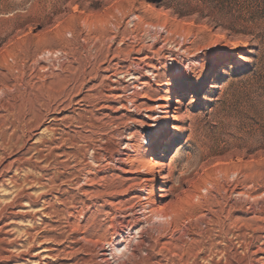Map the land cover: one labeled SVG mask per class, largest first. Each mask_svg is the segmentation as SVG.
Returning <instances> with one entry per match:
<instances>
[{
	"label": "rangeland",
	"instance_id": "374dc122",
	"mask_svg": "<svg viewBox=\"0 0 264 264\" xmlns=\"http://www.w3.org/2000/svg\"><path fill=\"white\" fill-rule=\"evenodd\" d=\"M134 87H138L136 95L130 94ZM171 96L175 101L168 110L173 118L165 122L161 112L167 111L164 105ZM28 100L35 101V111L24 117L13 150L0 151V160L28 161L33 170L12 172L20 182L26 175L34 181L22 183L24 208L17 210L12 200L21 189L9 182L0 186V222L8 225L0 232V250L6 240L15 244L11 255H23L27 239L35 235L37 242L30 251L41 256V264H71L86 257L85 250H73L68 244L71 232L87 230L84 219L97 228L89 229L93 245L85 244L86 248L109 250L105 243L114 239L104 214L93 215L95 209H89L82 215L77 208L66 214L71 224L64 230L50 211L53 207L64 210L66 196L83 195L82 187L90 198L88 194L95 187L100 189L102 181L118 184L123 179L125 188L132 191L125 198V211L115 218L121 228L139 219L137 207L147 197L156 207L178 204L188 223L198 229H205L208 217L228 219L216 231L233 243L237 232L264 237L257 230L264 225L252 221L253 211L264 206V0H0V103L10 109L11 102L22 105ZM22 111L17 118L23 117ZM4 114L0 112V133L8 134ZM55 117L62 119L56 123ZM87 119L99 127L80 129L79 122ZM165 123L175 127V134L166 131ZM52 126L60 140L80 131L81 144H97L98 153L87 155L88 165L96 168L92 182L68 185L67 177L80 169L62 157L63 150L72 152L70 141L51 143ZM169 139L174 143L166 147ZM116 143L122 152L128 151L127 143L137 151L130 153L124 173L102 158L107 153L103 148L113 149ZM154 147L161 150L154 153ZM39 150L45 162L38 160ZM93 155L102 161L95 164ZM139 159L141 166L136 164ZM160 176L165 178L164 185L155 178ZM149 177L154 183H146L148 195L143 190ZM26 196L34 199L31 205ZM144 226L142 233L132 232V243L139 248L152 233ZM127 234L124 231L121 240ZM61 247L62 256L48 257V249Z\"/></svg>",
	"mask_w": 264,
	"mask_h": 264
},
{
	"label": "bare ground",
	"instance_id": "6f19581e",
	"mask_svg": "<svg viewBox=\"0 0 264 264\" xmlns=\"http://www.w3.org/2000/svg\"><path fill=\"white\" fill-rule=\"evenodd\" d=\"M150 28V27H149ZM164 29V28H163ZM156 31V29H155ZM162 32V31H161ZM142 42V41H141ZM150 45V44H149ZM144 51V50H143ZM144 62V61H143ZM139 63V62H138ZM142 63V62H141ZM132 65V63H131ZM147 65V64H146ZM138 67V66H137ZM151 68H153L151 66ZM141 69V68H139ZM136 71V70H135ZM127 73V72H126ZM141 73V72H140ZM222 73V69L217 70V75ZM125 74V73H124ZM130 74V73H128ZM123 75V74H122ZM138 75V73H137ZM136 75V76H137ZM152 75V74H151ZM134 76V75H133ZM156 76V75H155ZM117 77V75H116ZM132 77V76H131ZM135 78V77H134ZM133 78V79H134ZM139 78V77H138ZM140 80V79H139ZM135 83V82H134ZM139 83V82H138ZM143 83V82H142ZM135 85V84H134ZM133 85V86H134ZM131 86V87H133ZM142 87V86H140ZM130 88V87H129ZM138 87H134L133 90H131V93H134V95H136L138 92L135 91V89ZM29 89V88H28ZM25 90V89H24ZM130 90V89H129ZM130 92V91H129ZM178 91H175L173 93L176 94ZM28 93V92H27ZM143 93V92H142ZM141 93V95H142ZM6 95V94H5ZM137 96L140 97V95L138 94ZM134 96V97H137ZM2 97V96H1ZM11 97V96H10ZM126 97V96H125ZM133 97V96H131ZM86 98V97H85ZM6 99V98H5ZM11 100V99H10ZM81 100V99H80ZM13 101V100H12ZM16 101V100H15ZM11 102L13 103L10 107V109H7L6 106H4L3 104L0 103V112H4V119L7 122V125L9 126V132L8 134H1L0 133V147L3 148L0 151H3L4 149H12L14 147V143L16 144V142L13 143V139H15V136L17 135V133L20 132V129L22 127V125H24V117L33 114V110L34 108V103L35 101L33 100H28L27 102L21 104H17V102ZM38 101V99L36 100ZM132 101V100H131ZM175 101L174 96L169 97L166 100V104L164 105V109L166 108L167 111L166 112H161L165 114L164 117V121L168 122L170 119L173 118L172 115H170V111L168 110L169 106H172V103ZM129 102V101H128ZM4 103V102H3ZM5 104V103H4ZM131 105V104H130ZM36 106V105H35ZM23 109V117L21 118H17L16 115H18L17 113ZM98 107V106H97ZM9 108V107H8ZM34 108V109H33ZM107 108V107H106ZM20 110V111H18ZM174 110V109H173ZM35 111V110H34ZM174 112V111H173ZM35 114V113H34ZM21 116V115H20ZM31 117V116H30ZM62 118L58 119L57 117L54 118V121L60 122ZM34 120V118H33ZM65 120V119H64ZM92 120V119H91ZM89 121L88 119L84 122H79V128L82 129L83 131H92L95 130L99 127V124L93 122V121ZM64 122V121H63ZM35 124V123H34ZM74 124V123H73ZM72 125V124H71ZM77 125V124H76ZM166 125V131H174L175 134V127L172 124H168L165 123ZM26 126V125H25ZM30 126V125H29ZM27 126V128L29 127ZM56 126V125H55ZM101 126V125H100ZM78 127V126H77ZM51 128V127H50ZM24 130V126L22 128ZM49 129V128H48ZM22 131V130H21ZM53 133V138L54 140H51V143L54 145V143H56L57 141H61L62 143H66L67 141H70V146L69 148L72 150V152L66 153L63 150V156L64 158L67 159V161H69V164L71 166L74 165L75 167H78L80 170L78 173H72L71 175H69L67 177V183L70 186H77L80 184L81 181H83L84 183L86 182H92L93 181V174L91 175L92 172H96V168L93 169V167L91 168L88 164L91 163L88 161L87 163V155L89 153V151H93L94 153H98V149H96V143L95 142H87L89 144H81V138L83 134H81V132L79 133H74L73 136H68L65 135L64 137L62 136V140H60L58 138V135L56 134V130L52 129L50 130ZM49 131V132H50ZM74 131V130H73ZM72 131V132H73ZM76 131V130H75ZM78 131V130H77ZM69 133V132H68ZM24 136V135H23ZM60 136V137H61ZM176 136V135H175ZM21 137V136H20ZM154 135L152 136V140L154 139ZM105 140V139H104ZM17 141V140H16ZM23 141V140H22ZM91 141V140H90ZM151 142V139H150ZM119 143V142H118ZM170 143V145H169ZM174 143V139H169L167 140V142H164V145L167 147L171 146V144ZM42 144V143H41ZM58 144V143H57ZM132 144V143H131ZM130 143L126 144V149L128 150L127 152H122L119 148V145L116 143L114 145L113 149H108L106 147L103 148V151H107V153L103 156V159H107V165H112V167L116 169L117 171H124V167H126V165L129 163V161L132 159L131 154L130 153H136V149L133 147V145H131ZM19 145V144H18ZM64 145V144H63ZM39 146V145H38ZM40 147V146H39ZM46 147V146H45ZM52 147V145H51ZM100 147V146H99ZM125 147V146H124ZM15 149V148H14ZM39 149V148H37ZM53 149V148H52ZM63 149V148H62ZM47 150V149H46ZM49 150V149H48ZM59 149L58 148H54V152H57ZM161 149L158 147H154L152 152H159ZM51 151V150H50ZM139 151V150H138ZM162 151H169V149L164 148L162 149ZM4 152V151H3ZM12 152V151H11ZM47 152V151H46ZM59 152V151H58ZM92 152V154H93ZM53 153V151H52ZM105 153V152H104ZM1 154V153H0ZM36 154V153H35ZM38 156L41 154L40 157H38V160H42V161H46L47 158L44 157L42 155V151L39 150L37 151ZM55 154V153H54ZM58 154V153H57ZM147 154V153H146ZM2 155V154H1ZM5 155V154H4ZM140 155V154H139ZM138 155V156H139ZM133 156V155H132ZM57 157V156H55ZM61 157V159H62ZM4 158V156H3ZM7 158V157H5ZM37 158V156H36ZM51 158V156H50ZM63 158V159H64ZM91 156L89 157L90 161H94L95 164H97L96 162L98 161H102L101 159L95 157L94 155L92 156V160L90 159ZM145 158V157H144ZM57 159V158H56ZM60 159V158H59ZM65 159V160H66ZM3 160V159H2ZM2 160H0V186L5 182H9V184L12 185V187L14 189H21V191H17L16 190V196L14 197L13 204L14 207L17 209H23L24 208V201L25 198H23L21 196L20 192L24 193V186L22 183L25 184H29L32 183L34 181L33 176H28L26 175L25 180H23L22 182L19 181L17 176H14L13 173L17 172H22L27 168H31V163L29 164L28 161H23L22 158H13V160L11 162L7 163L6 162H2ZM26 160V159H25ZM51 160V159H50ZM140 160V159H139ZM66 161V162H67ZM65 162V161H64ZM105 162V161H104ZM53 163V162H52ZM58 163H60L58 161ZM132 163V162H131ZM141 163H143L142 160H140V162H137V165L141 166ZM133 164V163H132ZM34 165V164H33ZM55 165V164H54ZM59 165V164H57ZM61 165V164H60ZM64 165V164H63ZM103 165V164H102ZM149 165V164H146ZM158 165V164H157ZM106 166V165H105ZM129 166V165H128ZM133 166V165H132ZM131 166V167H132ZM36 167V166H35ZM64 167V166H62ZM138 167V166H137ZM154 167V166H153ZM152 167V168H153ZM160 167V165H159ZM158 167V170L156 171L157 175H160V168ZM71 168V167H70ZM73 168V167H72ZM146 168V166H145ZM59 169V168H58ZM56 169V171L58 170ZM62 169V168H61ZM65 169V168H64ZM74 169V168H73ZM106 169V168H105ZM110 169V168H109ZM138 169V168H137ZM135 167L136 173L138 174V170ZM33 170V169H32ZM36 170V169H35ZM75 170V169H74ZM101 170V169H100ZM132 170V169H130ZM148 170V169H145ZM15 171V172H12ZM39 171V170H38ZM54 171V170H53ZM68 171V170H67ZM76 171V170H75ZM104 171V170H103ZM140 171V170H139ZM12 172V174H11ZM25 172V171H24ZM66 172V171H64ZM128 172V171H127ZM26 173V172H25ZM39 173V172H38ZM40 173H42V171L40 170ZM44 173V172H43ZM56 173V172H55ZM61 173V171H60ZM98 173V172H97ZM124 173V172H123ZM135 173V172H134ZM142 173V172H141ZM145 173H147L150 176V170L145 171ZM20 174V173H19ZM54 174V173H53ZM96 174V173H94ZM33 175V174H32ZM45 175V174H44ZM143 175V174H142ZM41 176V175H40ZM55 176V175H54ZM66 176V175H65ZM96 176V175H95ZM136 176V175H135ZM134 176V177H135ZM36 177V176H35ZM38 177V176H37ZM50 177V176H48ZM57 177V175L55 176ZM164 177V176H163ZM163 177H155L157 179H161L162 184L164 185L165 183V178ZM47 178V177H46ZM59 178V177H58ZM58 178L56 180H58ZM97 179V177H95ZM94 178V179H95ZM113 178V177H112ZM24 179V178H23ZM45 179V178H44ZM53 179V177H52ZM137 179V178H136ZM150 180H144V183L146 184L147 182L154 183V180H151V178L149 177ZM167 179V178H166ZM48 180V178H47ZM117 180V179H116ZM140 180V179H139ZM138 180V181H139ZM37 181V180H36ZM49 181V180H48ZM62 181V180H61ZM95 181V180H94ZM129 181V180H128ZM40 182V181H39ZM38 182V183H39ZM44 182V181H43ZM103 185H101L100 189H98L97 187H94L92 189V192L88 195H90V198H86V194L87 191H85V188L82 187L81 192L83 193V195L81 194V196H74V195H67L65 200H64V210L59 211V210H55L52 208L51 215H56V222L57 224H59V226L62 227V229H67L70 228V222L69 219L66 217L68 215H66L67 213L75 209H79L81 212V214L84 212L86 213L89 209H95L94 210V214L96 215H100V214H104L106 220L109 221L110 224V228L112 233H110L112 235V239H114V241H110V242H106L105 245L108 246L109 250H100L99 251H92L90 249H87L85 244H90L92 242V240H89V229L90 228H96V226L94 224H90L88 222V220L84 219L83 223L86 224L87 226V230H85L83 233H80L78 231L75 232H71L70 233V237L68 238V244L69 246H72L71 248L73 250H85V258H81L80 260L78 259L77 261H74L71 264H108L109 260H111V262L114 263V257L112 255L114 249H118V248H129L132 252V256L128 261V264H258V261L260 259L264 260V237H248L250 236L248 234V236L246 235V232H237L235 234H233L234 236V240L235 242L233 243L232 240L225 238V236L220 232L217 233V229L220 227H225V222L228 221V219L226 220L225 218H220L218 220H214L210 217H208V221H207V225L205 227L204 230L202 229H198L199 227H196V225H193L192 223H188V220L185 219V214L183 209L179 206L178 204H170L167 206H162V207H156V205L154 204V202L152 200H150L147 197H144V202L143 204H139L138 205V210L140 211V217L138 220L136 221H132L133 223L128 226V228H123L125 226H123L122 228L119 227L116 223H115V218L118 216V214L122 211V209L124 208V206H128L126 205L128 200H126L125 198L127 197L129 191L131 190L130 188H125V181L123 179V181H119L118 184H116V182H106V180L102 181ZM134 182V181H133ZM167 182V180H166ZM51 183V182H50ZM53 183H55V180L53 181ZM55 185V184H54ZM91 185V184H90ZM127 185V184H126ZM55 187V186H54ZM87 187V185H86ZM148 185L146 184L144 186V190L143 192L145 194H148ZM76 188V187H75ZM141 188V187H140ZM88 189V187H87ZM143 189V188H142ZM77 190V189H76ZM91 190V189H90ZM80 191V188H79ZM78 191V192H79ZM132 191V190H131ZM141 191V190H140ZM134 192V191H133ZM159 192H163L162 188H159ZM15 193V192H14ZM13 195V194H12ZM11 195V196H12ZM78 195V194H77ZM80 195V194H79ZM87 195V196H88ZM149 195V194H148ZM33 196V195H32ZM63 196V195H61ZM147 196V195H146ZM27 197V196H26ZM161 197V196H160ZM58 198V197H57ZM60 198V196H59ZM62 198V197H61ZM27 203L28 205H31V202H34V199L29 196L27 197ZM40 199L43 200V197H41ZM136 199V198H135ZM139 199V198H138ZM143 199V197L141 198ZM36 200V199H35ZM40 200V201H42ZM56 200V198H55ZM59 201V200H57ZM56 201V202H57ZM130 201V200H129ZM142 201V200H141ZM39 202V199H38ZM43 202V201H42ZM45 202V201H44ZM10 203V202H9ZM41 203V202H40ZM46 203V202H45ZM137 203V202H136ZM43 204V203H42ZM50 204V203H49ZM33 206V205H32ZM45 206V205H44ZM13 207V208H14ZM26 207V206H25ZM135 207V208H136ZM6 208V207H5ZM14 208V209H15ZM44 208V207H43ZM131 208V207H129ZM134 208V210H135ZM31 209V208H30ZM126 209V208H125ZM125 209H123L125 211ZM27 210V208H26ZM32 210V209H31ZM29 211V209H28ZM33 211V210H32ZM90 211V210H89ZM128 211V210H127ZM22 212V211H21ZM209 212V211H208ZM78 213V212H77ZM139 213V212H138ZM252 213V211H251ZM3 214V213H1ZM13 214V213H12ZM22 214V213H21ZM39 214V213H38ZM69 214V215H70ZM79 214V213H78ZM87 214V213H86ZM253 219L252 221L256 224H263L264 225V206H262L259 209H255L253 211ZM24 215V214H23ZM31 215V214H30ZM75 215V213H74ZM83 215V214H82ZM3 216V215H2ZM5 216V215H4ZM41 216V215H40ZM122 216V215H121ZM11 217V216H10ZM14 217V216H13ZM12 217V218H13ZM51 217V216H50ZM53 217V216H52ZM71 217V216H70ZM73 217V216H72ZM80 217V216H79ZM90 217V216H89ZM94 217V216H93ZM101 217V216H100ZM123 217V216H122ZM154 217H159L160 218V222L158 224H155L153 227L150 228V231H152V233L147 234L145 239L142 241V245L140 246V248L138 246H135L132 243V240L134 239L133 233L134 231L137 232L138 230L141 231H145L144 228L141 229L142 225H149L152 223L153 218ZM6 218V217H5ZM9 218V217H7ZM6 218V220H8ZM15 218V217H14ZM74 218V217H73ZM83 218V216L81 217ZM17 219V218H16ZM23 219V217H22ZM38 219V218H37ZM55 219V218H54ZM71 219V218H70ZM91 219V218H90ZM33 220V219H32ZM78 220V219H77ZM121 220V219H120ZM13 221V220H12ZM11 221V222H12ZM16 221V220H15ZM37 221V220H36ZM6 221L0 222V232L4 231L6 229V225L5 223ZM35 222V221H34ZM54 222V221H53ZM75 222V221H74ZM96 222V221H95ZM100 222V221H99ZM7 223V222H6ZM188 223V224H187ZM16 224V223H15ZM54 224V223H53ZM75 224V223H74ZM97 224H99L97 222ZM254 224V226L256 225ZM73 225V224H72ZM78 225V223L76 224ZM83 225V224H82ZM82 225L80 226V228L82 227ZM14 226V225H13ZM46 226V225H45ZM53 226V225H52ZM74 226V225H73ZM257 226V225H256ZM255 226V227H256ZM11 227V225H10ZM43 227V226H42ZM84 227V226H83ZM98 227V226H97ZM109 227V226H108ZM119 227V228H118ZM145 227V226H144ZM226 227H229V225ZM50 228V226L48 227ZM72 228V227H71ZM37 229V228H36ZM54 229V227L52 228ZM84 229V228H83ZM82 229V230H83ZM97 229V228H96ZM10 230V229H9ZM47 230V229H46ZM57 229H54V231ZM60 230V229H59ZM58 230V231H59ZM91 230V229H90ZM257 230L259 232H264V227H258ZM34 231V230H33ZM37 231V230H36ZM63 231V230H62ZM71 231V230H70ZM94 231V230H93ZM124 231H127L128 234L126 236V239L121 240L122 237H124ZM43 232V231H41ZM60 232V231H59ZM92 232V231H91ZM133 232V233H132ZM4 233V232H3ZM40 233V232H39ZM45 233V232H44ZM58 233V232H57ZM145 233V232H144ZM149 233V231L147 232ZM2 234V233H1ZM10 234V233H9ZM29 234V232H28ZM27 234V235H28ZM34 234V233H33ZM42 234V233H41ZM46 234V233H45ZM60 234V233H59ZM68 234V233H67ZM101 234V233H100ZM136 234V233H135ZM139 233H137L138 236ZM6 235V234H5ZM30 235V234H29ZM32 235V234H31ZM61 235V234H60ZM4 236V235H2ZM9 236V235H8ZM44 236V235H43ZM51 236V235H50ZM59 236V235H58ZM253 236V235H252ZM11 237V236H10ZM9 237V238H10ZM29 237V236H27ZM26 237V238H27ZM45 237V236H44ZM49 237V236H48ZM92 237V235L90 236ZM43 238V237H41ZM50 238V237H49ZM97 238V237H96ZM142 238V237H141ZM36 237L31 236L29 239H27V245L28 247L25 250V253L23 255H18V256H13L10 254V249L14 247L15 244L8 242L5 240V246L3 248H1L0 250V264H17L19 263V261H26L27 264H31V263H38L41 264L40 262V257L41 256H33L35 250H31L30 249H34L36 243ZM48 239V238H46ZM45 239V240H46ZM65 239V238H64ZM100 239V238H99ZM11 240V239H10ZM40 240V239H39ZM67 240V239H66ZM117 240V241H116ZM233 240V241H234ZM2 241V240H0ZM62 241V240H61ZM60 241V242H61ZM94 241V240H93ZM107 241V240H106ZM25 242V240H24ZM22 242V243H24ZM50 242V241H49ZM59 242V241H58ZM64 242V241H62ZM102 242V241H101ZM104 242V241H103ZM115 242V243H114ZM3 243V242H2ZM53 243V241H52ZM56 243V242H55ZM67 243V242H66ZM18 244V243H17ZM42 244V243H41ZM54 244V243H53ZM65 244V243H64ZM93 245V243H91ZM48 245V243H47ZM19 246H21L19 244ZM54 246V245H53ZM60 246V245H59ZM103 246V245H102ZM40 247V246H39ZM44 247V246H43ZM58 247V246H55ZM89 247V246H88ZM91 247V246H90ZM98 247V246H97ZM20 248V247H19ZM23 248V247H22ZM25 248V247H24ZM70 248V250H72ZM253 248H256L255 251H252ZM69 249V248H68ZM92 249V248H91ZM103 249V248H102ZM37 250V249H36ZM12 251V250H11ZM16 251V250H15ZM21 251V250H20ZM64 251V248L61 247L58 250L57 249H48V252H50L49 254V258H56L59 257L60 255L62 256V253ZM143 252V253H141ZM66 253V252H65ZM14 254V253H13ZM37 254V253H36ZM68 254V253H67ZM77 254H75L76 256ZM83 255V254H82ZM44 257V255H43ZM67 257V256H66ZM65 257V258H66ZM72 257V256H71ZM64 258V259H65ZM76 258V257H73ZM80 258V257H79ZM43 259V258H42ZM49 260V259H48ZM52 260V259H50ZM60 260V259H59ZM262 261H260L261 263ZM264 262V261H263ZM22 263V262H21ZM56 263V262H55ZM43 264V263H42ZM45 264V263H44ZM110 264V263H109ZM264 264V263H263Z\"/></svg>",
	"mask_w": 264,
	"mask_h": 264
},
{
	"label": "clouds",
	"instance_id": "9594fccd",
	"mask_svg": "<svg viewBox=\"0 0 264 264\" xmlns=\"http://www.w3.org/2000/svg\"><path fill=\"white\" fill-rule=\"evenodd\" d=\"M159 222L160 218L154 217L152 223L146 225L145 227L151 228ZM112 255L114 257V264H128V261L132 256V252L129 248L125 247L123 249H114Z\"/></svg>",
	"mask_w": 264,
	"mask_h": 264
}]
</instances>
